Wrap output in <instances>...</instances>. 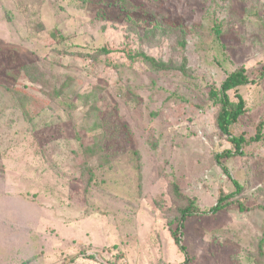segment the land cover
Segmentation results:
<instances>
[{
    "label": "rangeland",
    "instance_id": "1",
    "mask_svg": "<svg viewBox=\"0 0 264 264\" xmlns=\"http://www.w3.org/2000/svg\"><path fill=\"white\" fill-rule=\"evenodd\" d=\"M84 1L0 0V264H181L171 237L178 208L189 198L209 210L235 191L232 180L244 190L231 200L246 211L235 204L188 217L189 264H264V144L218 164L216 155L233 148L208 97L238 67L249 79L264 67V0H228L223 9L222 0H129L127 16L116 0ZM215 18H229L231 32L204 54L199 43L209 44ZM178 24L188 77L125 56L142 52L178 68L181 33L170 35ZM156 25L164 31L147 35ZM35 63L78 88L73 109L47 102L23 78ZM237 92L247 112L232 134L248 139L264 119V80ZM84 94L96 97V112Z\"/></svg>",
    "mask_w": 264,
    "mask_h": 264
},
{
    "label": "trees",
    "instance_id": "2",
    "mask_svg": "<svg viewBox=\"0 0 264 264\" xmlns=\"http://www.w3.org/2000/svg\"><path fill=\"white\" fill-rule=\"evenodd\" d=\"M221 1V0H218ZM85 4L84 0H81ZM131 2V1H130ZM228 0H222V5L219 4L221 9L224 8L223 5L228 4ZM219 3V2H218ZM116 4L122 11H125L126 16L131 13H133V7L130 6L131 3H129V0H116ZM218 7V5H216ZM229 10L228 17L234 21L235 18L234 15H231V10ZM226 11V10H225ZM220 13H223V11H220ZM228 20H218L217 18L213 19L212 25L209 26V32L211 33V39L209 44H205L203 41L199 43L200 50L205 49V51L202 53L205 54V52L213 49V45L215 43H218L221 47H224V41L226 40L225 37L229 35L231 32V27L229 26ZM185 24V23H182ZM177 30H175L177 33H170V35H176L180 34L178 37L179 39L176 40L177 47L181 49V52L183 53L181 57V65H179L178 68H176L172 62H163L162 60H156L150 56H147L146 54L139 52L137 54H130L131 52L126 51L125 56L130 60L135 59H142L143 62H145L149 68L154 73H169V72H180L182 75H187L188 72L186 70V57L184 55V49L186 45V41L183 35L184 30L186 29L183 25L178 24ZM162 31H164V28H161L159 25L154 26V28L151 31H148L147 35L149 34H160ZM146 35V36H147ZM160 36V35H159ZM177 37V38H178ZM207 49V50H206ZM209 49V50H208ZM105 53L109 54L112 52V49H109L107 47H104L101 49ZM123 51V50H122ZM38 64L35 63L33 65L34 67V74L29 75V71H26V67L22 70L25 72L23 78L26 79L29 83L39 86L40 88H36L35 92L38 94H41L44 96V98L47 99V102L54 103L57 106H60V109L62 110H68L70 106V109H73L74 103H76L77 99L79 98V92L77 88V92L74 93V90H70V84L68 81H63L62 79L59 80V77L55 75L53 72L44 71L40 72V69L37 66ZM191 75V74H190ZM188 77V75L186 76ZM13 79L17 80L18 76L13 75ZM264 80V67H262L261 71L257 73L254 79H249V77L246 74L244 67H238L237 69L229 72L226 76V78L223 80L219 88H216L215 86L209 87L208 97L213 103L216 104L218 111L215 119L216 128L220 132V134L226 136L228 138L229 143L232 146V150H225L219 154L216 155V161L217 163H221L220 161L225 159H231L235 156L243 155L245 152L243 151L245 147H247L250 144H264V119L260 121L256 127H255V135L246 138L245 135L241 134L238 136H233L232 134V127L238 123V121L246 114L247 108L246 103L243 97L238 94L237 90L242 87H247L251 85L259 86L262 81ZM61 81V83H59ZM18 87H13L12 89H9L13 95V97H17V101H26L27 105H22V108L30 107L32 105V101L28 99L29 97H26L23 93V91L20 92L18 90ZM8 90V88H7ZM69 90V92H67ZM235 91V99H231L229 96V92ZM20 92V93H19ZM72 92V96L75 97V100L70 102L68 104V98H70ZM19 93V94H18ZM35 99H38L35 95H33ZM95 96L91 95H82L80 96L81 101L84 105H88L90 113L96 112L95 108ZM20 104V102H19ZM47 104V103H46ZM25 115L28 119V112L24 111ZM93 129H100V125L98 121L93 122ZM96 145V144H95ZM136 159L139 157V154L135 152ZM227 174V170H224ZM232 180V179H231ZM232 184L235 187V191L230 194H224L221 197H219L217 203L215 206L209 208L207 211H201L196 204V202L192 199H187V204L184 207L178 208V214H179V221L177 223V226L172 229L171 231V237L179 249L180 252L184 254V261L181 264H189L191 262V257L188 256L186 249L182 243V229L184 227V222L188 217L192 216H198L200 214H217L223 210H225L230 205L238 204V208L241 211H246V208L244 209V205L239 200L233 201L231 200L235 196L242 195L244 188L239 185V183L236 180H232ZM174 192L177 194V196H182L180 193V189H178L177 185H173ZM250 210L254 209L253 207L248 208ZM262 209V208H261ZM258 254L261 258L264 259V221L261 225V237L258 241ZM93 258V257H92Z\"/></svg>",
    "mask_w": 264,
    "mask_h": 264
}]
</instances>
